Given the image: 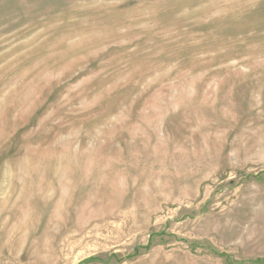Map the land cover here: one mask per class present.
I'll list each match as a JSON object with an SVG mask.
<instances>
[{
	"label": "rangeland",
	"instance_id": "374dc122",
	"mask_svg": "<svg viewBox=\"0 0 264 264\" xmlns=\"http://www.w3.org/2000/svg\"><path fill=\"white\" fill-rule=\"evenodd\" d=\"M264 264V0H0V264Z\"/></svg>",
	"mask_w": 264,
	"mask_h": 264
},
{
	"label": "water",
	"instance_id": "95a60500",
	"mask_svg": "<svg viewBox=\"0 0 264 264\" xmlns=\"http://www.w3.org/2000/svg\"><path fill=\"white\" fill-rule=\"evenodd\" d=\"M109 261H110L109 259L108 260L95 259V262H97V263H103V264H108Z\"/></svg>",
	"mask_w": 264,
	"mask_h": 264
}]
</instances>
